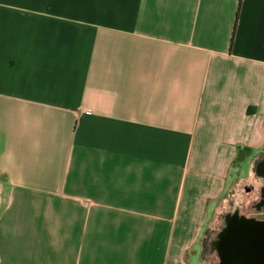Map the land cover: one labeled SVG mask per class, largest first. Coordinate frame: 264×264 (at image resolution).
Wrapping results in <instances>:
<instances>
[{
  "label": "crops",
  "instance_id": "crops-1",
  "mask_svg": "<svg viewBox=\"0 0 264 264\" xmlns=\"http://www.w3.org/2000/svg\"><path fill=\"white\" fill-rule=\"evenodd\" d=\"M262 155L264 0H0V264H203Z\"/></svg>",
  "mask_w": 264,
  "mask_h": 264
},
{
  "label": "water",
  "instance_id": "water-1",
  "mask_svg": "<svg viewBox=\"0 0 264 264\" xmlns=\"http://www.w3.org/2000/svg\"><path fill=\"white\" fill-rule=\"evenodd\" d=\"M264 155L258 156L252 166L249 179L238 190H233L217 205L209 230L200 241V259L204 264H220L225 254L231 259L226 264H233L235 247L245 246L246 260L252 258V246L264 243V238L251 221L245 218L248 213H259L264 207L255 206L254 201L264 195V176L258 171ZM263 199H260V202ZM260 206H264L260 204ZM236 230L238 231L236 233Z\"/></svg>",
  "mask_w": 264,
  "mask_h": 264
},
{
  "label": "flooded vegetation",
  "instance_id": "flooded-vegetation-1",
  "mask_svg": "<svg viewBox=\"0 0 264 264\" xmlns=\"http://www.w3.org/2000/svg\"><path fill=\"white\" fill-rule=\"evenodd\" d=\"M258 171L261 172L262 176H264V160L259 163ZM261 198L263 200L260 202ZM261 198L254 201L255 206L264 207L260 206V204L264 205V195ZM245 218L253 223L259 233V236L264 238V211L259 213H248L245 215ZM237 232L238 231L236 230V233ZM251 249L254 250L252 253L253 256L249 261H247V252L245 246L237 245L233 253V264H264V243L255 244L251 247ZM223 255L226 260H223L222 263L220 262V264H226L231 259L229 254L224 253Z\"/></svg>",
  "mask_w": 264,
  "mask_h": 264
},
{
  "label": "rangeland",
  "instance_id": "rangeland-1",
  "mask_svg": "<svg viewBox=\"0 0 264 264\" xmlns=\"http://www.w3.org/2000/svg\"><path fill=\"white\" fill-rule=\"evenodd\" d=\"M245 173H247V172H246V170L244 169V170L241 172V174H242V175H245ZM248 179H249V177H248V178L246 177V178H241V179H237L236 181H234L233 184H232V186H230L229 189L227 190V192L224 194V197H226V196L229 194V192L231 193L233 190H238V189L240 188V186H241L244 182H246ZM224 197L220 199V201L218 202V204H220V202L224 199ZM203 264H204V263H203Z\"/></svg>",
  "mask_w": 264,
  "mask_h": 264
}]
</instances>
